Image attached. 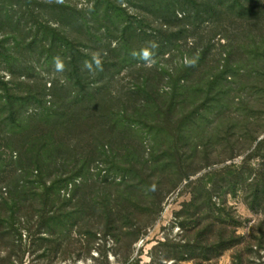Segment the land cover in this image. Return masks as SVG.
<instances>
[{
  "label": "rangeland",
  "instance_id": "rangeland-1",
  "mask_svg": "<svg viewBox=\"0 0 264 264\" xmlns=\"http://www.w3.org/2000/svg\"><path fill=\"white\" fill-rule=\"evenodd\" d=\"M1 196L24 264H264V0L0 3Z\"/></svg>",
  "mask_w": 264,
  "mask_h": 264
},
{
  "label": "trees",
  "instance_id": "trees-1",
  "mask_svg": "<svg viewBox=\"0 0 264 264\" xmlns=\"http://www.w3.org/2000/svg\"><path fill=\"white\" fill-rule=\"evenodd\" d=\"M14 0H4L1 1V8L4 9L5 7L11 5ZM218 2V1H217ZM239 2H237L238 4ZM222 5L221 3H218ZM242 7H245L244 4H239ZM158 204H150L147 206V210H151L159 207ZM200 208V206H197ZM32 206L31 205H19L15 201L11 199H7L5 197H0V264H24V255L27 251L25 249V245L23 243V233L27 232L29 237H31L34 233L32 232L34 229V225L31 224V212ZM131 212L129 208H124L123 210H118V215L115 217L109 214L105 219L104 222H98L97 225H101L102 227L96 228V232L91 233L93 237H97L98 234L102 232L105 235H111L115 239H119V233L124 235H135L139 230L140 224H135L134 221L130 217H124V214L121 212ZM30 215V216H29ZM149 223V222H148ZM214 224H211V227ZM148 227L147 222L144 223V228ZM210 227L207 226V228ZM214 227V226H213ZM90 234V233H89ZM221 234V233H220ZM99 236V237H100ZM139 237V236H138ZM137 239V238H136ZM201 241L204 243L208 251L211 253H218L219 255L224 252V250L228 249L231 243L229 238H226L222 234L214 237L213 231L210 234L203 232L201 236ZM42 242H44V247L46 242L49 244L55 243L58 241L55 239L50 238H40ZM47 244V245H48ZM43 245V244H41ZM46 246L51 253H56L58 250L54 246ZM41 247V246H40ZM43 247V248H44ZM213 254H209L207 259H212ZM165 259L168 258H176L175 254H166L164 255Z\"/></svg>",
  "mask_w": 264,
  "mask_h": 264
},
{
  "label": "clouds",
  "instance_id": "clouds-1",
  "mask_svg": "<svg viewBox=\"0 0 264 264\" xmlns=\"http://www.w3.org/2000/svg\"><path fill=\"white\" fill-rule=\"evenodd\" d=\"M149 57H150V53L149 52H147V51H145L144 53H143V59L145 60V61H148L149 60Z\"/></svg>",
  "mask_w": 264,
  "mask_h": 264
}]
</instances>
